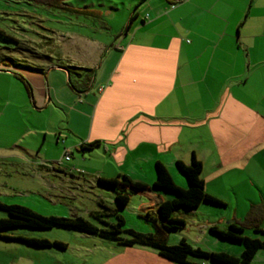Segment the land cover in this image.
<instances>
[{
    "label": "crops",
    "instance_id": "0c3cea01",
    "mask_svg": "<svg viewBox=\"0 0 264 264\" xmlns=\"http://www.w3.org/2000/svg\"><path fill=\"white\" fill-rule=\"evenodd\" d=\"M136 1L126 39L119 44L66 32L57 36L58 42L60 35L73 41L66 49L59 46L63 64L24 74L30 91L13 74L24 85L26 104L51 113L52 127L38 130L44 134L38 153L55 134L53 154L20 156L15 168L37 184L39 179L40 188L55 198L56 214L65 217L89 218L99 204L115 208L120 192L113 182L123 177L152 187L157 162L187 188L176 164H189L193 156L203 165L205 189L212 187L208 194L224 202L227 192L218 191L228 186L223 176L232 172L245 188L263 181L264 202V0ZM99 14L95 11V19ZM96 23L90 28L98 33ZM70 52L77 55L72 59ZM67 63L96 70L82 96L69 87L71 76L62 68ZM93 141L103 149L99 166L75 171L65 152L75 148L84 159L93 150L82 145ZM50 176L54 180L43 182ZM124 193L129 204L121 215L128 225V216L139 217L138 209L154 200L149 194ZM88 259L82 264H143L139 256Z\"/></svg>",
    "mask_w": 264,
    "mask_h": 264
},
{
    "label": "rangeland",
    "instance_id": "374dc122",
    "mask_svg": "<svg viewBox=\"0 0 264 264\" xmlns=\"http://www.w3.org/2000/svg\"><path fill=\"white\" fill-rule=\"evenodd\" d=\"M46 1L48 0H0V30L3 31V34L0 33V69L9 72L0 73V200L7 204L26 206L42 215L50 216L57 215L55 211L58 205L55 204V198H51L46 193V188H40L39 179L37 184L35 178L24 176L22 170L15 168V164L20 161V156L26 155L30 160L54 153L53 132V136L51 134L48 136L44 149L40 153L37 151L44 135L38 130L41 128L49 130L52 127L51 113L48 110L35 111L26 104L27 93L24 85L13 74L19 73L24 77L28 72L43 73L44 65L59 66L58 64L66 59L64 56H62L63 60L61 57L58 58L59 46L60 50L66 49L73 42L64 35H60L63 40L58 42L59 34L67 32L94 36L103 43L119 44L120 41H124L126 37L123 33L134 12L131 6L132 8L136 6L134 5L136 0H64V3L75 9L82 11L89 9L91 12L100 13L101 15L99 14V18L96 19L92 15L73 14L60 10L48 5ZM94 22H97V29L100 31L98 33L91 29V24L93 25ZM75 55H77L75 52H70L69 56L73 59ZM73 79L77 80L75 77H70L68 80L70 88V80ZM69 154L74 170L83 173L88 171L90 165L99 166L104 157L101 146L88 153L84 159L75 148H71ZM231 174L232 172H229L223 176L225 178L223 181L228 186L221 189L216 187L220 189L218 192H227L224 197L225 204L204 202L193 210L180 208L175 212V216L183 219L185 225L180 229L165 232L163 238L167 244L175 245L185 238L193 246L240 257L244 249L242 244L221 239L210 231L211 226L227 228L233 222L244 227V235L264 240V235L252 229L254 225L264 226L263 181H256L257 185L245 188L240 184V177ZM52 179L54 180L52 176L45 177L43 182ZM234 186L235 190H232ZM211 188V185L207 187L208 190ZM138 201L137 197L132 199L129 205L130 212L135 209ZM71 202L69 201L70 204ZM7 217V213L0 210V219ZM132 217H127L128 228L133 226L139 232L156 233L152 223L139 217ZM110 221L115 220L111 218ZM4 234L50 241L59 240L69 245L67 250L35 248L20 241L0 239V261L5 262L4 264H77V262L82 264L86 258L95 263L100 259L105 260L111 254L120 256L123 260H131L133 256H139L143 264H164V262L176 264L163 258L156 249L150 247L135 246L140 248V251L136 250L132 256L127 252L131 247L104 241L95 236L84 237L82 233L60 228H16L6 230ZM252 264H264V250L258 252Z\"/></svg>",
    "mask_w": 264,
    "mask_h": 264
},
{
    "label": "trees",
    "instance_id": "16d2710c",
    "mask_svg": "<svg viewBox=\"0 0 264 264\" xmlns=\"http://www.w3.org/2000/svg\"><path fill=\"white\" fill-rule=\"evenodd\" d=\"M46 3L60 10L68 11L69 13L86 14L87 16L92 15L96 17L94 12L72 8L67 3H64V0H50V2L48 0ZM131 21L124 31V34L129 31ZM0 33L3 34V31L0 30ZM8 38L13 39L10 36ZM47 58L50 57L47 56ZM63 66L62 68L70 74L71 78L75 77L77 79L70 80V86L75 93L82 96L91 89L93 79L95 78V69L65 64ZM14 75L30 91V87L25 78L18 73H14ZM100 144V141L86 143L82 145V150L92 151L99 147ZM176 165L179 172L187 179V188L180 187L176 184L167 168L162 163L157 162L155 167L156 180L152 187L143 184H134L126 177H123L121 182H113L115 187H119L120 192L115 197L116 207L111 208L107 205L99 204V210L92 212L89 218L83 216H45L26 206L7 204L0 200V210L6 212L8 215L7 218L0 219V239L20 241L35 248L66 250L67 244L58 240L50 241L42 238L4 234L6 230L16 228H60L95 236L104 241L115 242L124 247H150L156 249L163 258L176 264H252L258 252L264 250V240L258 237L244 235V227L237 222L229 224L227 228L212 226L210 227V231L218 235L221 239L242 244L244 249L240 257L227 252L208 251L201 247L193 246L185 238H182L178 244H167L163 238L165 232L180 229L185 225L183 219L175 216V212L180 208L193 210L204 202L216 205L225 204L223 201L205 191V183L201 177L203 165L195 156H193L189 164L178 161ZM49 167L58 170V167L55 165ZM128 191L153 196L154 201L138 209V216L152 223L155 226L156 233L139 232L126 226L121 211L129 204V196L124 193ZM160 192L170 197L163 198ZM111 218H114L115 221L111 222ZM252 229L256 233L264 235V226L254 225Z\"/></svg>",
    "mask_w": 264,
    "mask_h": 264
},
{
    "label": "built area",
    "instance_id": "2783aa9c",
    "mask_svg": "<svg viewBox=\"0 0 264 264\" xmlns=\"http://www.w3.org/2000/svg\"><path fill=\"white\" fill-rule=\"evenodd\" d=\"M71 159V156L68 151L65 152V160L68 161Z\"/></svg>",
    "mask_w": 264,
    "mask_h": 264
}]
</instances>
